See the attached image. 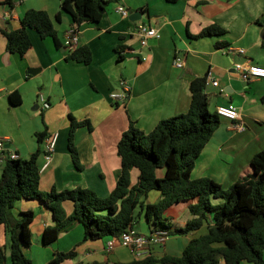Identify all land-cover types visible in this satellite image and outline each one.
<instances>
[{"label": "crops", "instance_id": "1", "mask_svg": "<svg viewBox=\"0 0 264 264\" xmlns=\"http://www.w3.org/2000/svg\"><path fill=\"white\" fill-rule=\"evenodd\" d=\"M117 3L130 12H142L136 15L140 18L121 17L115 10ZM28 9L48 13L61 45L56 46L51 37L41 38L31 30V47L20 56L6 50L3 28H0V139H3L4 148L0 152V174L4 158L11 153L27 158L41 150L38 157L41 166L43 141L38 142L36 133H56L52 159L40 169L39 189L45 192L52 187L63 190L80 186L105 197L114 188L119 175L117 142L129 122L150 132L159 120L186 112L190 103V81L205 76L209 70L218 85H206L208 109L214 112L217 105L233 103L239 118L235 122L221 118L195 159L191 177H209L222 188H228L239 179L253 156L264 149V78L246 82L234 70L238 62L264 66L261 45L264 0L112 1L98 22L82 23L77 27L78 45H86L92 52L88 65L66 58L65 34L72 21L67 12L60 10V0H17L12 6L0 0V16L7 14L3 27H19V20ZM138 22L157 28L159 37L149 38L142 46L138 36L129 33ZM211 24H218L226 33L191 37ZM226 45L242 47L245 53L226 54L222 51ZM117 48L122 49L121 57ZM178 55L183 58L182 67L173 65ZM29 68H34V72H28ZM121 79L129 87L127 94L124 98H112V94L123 92ZM39 91L49 103L45 109L37 99ZM13 93L20 95L19 103H11ZM71 117L76 121L88 120L91 126V129L80 126L73 133L78 167L72 162L67 146ZM236 123L243 128L238 129ZM137 175L138 170L132 168L131 184L137 181ZM159 197L157 191H151L147 201L153 203ZM62 205L67 214L71 213L70 201ZM29 209L35 214L30 226L31 241L35 236L42 247L54 245L79 229L80 224L74 222L52 243L44 245L41 234L46 226L54 224L52 215L34 199L18 200L11 212L15 217L20 211ZM164 216L178 227L191 218L183 203L167 209ZM81 230V240L75 239L52 249L42 264L56 251L70 249H75L77 255L62 264H118L138 258L129 248L119 244L107 251L106 242L110 237L84 241L82 226ZM133 231L150 232L144 215L134 222ZM206 231L204 223L195 231L168 235L165 243L153 246L150 253L156 257L178 256L191 238ZM262 257L264 260V248Z\"/></svg>", "mask_w": 264, "mask_h": 264}, {"label": "trees", "instance_id": "2", "mask_svg": "<svg viewBox=\"0 0 264 264\" xmlns=\"http://www.w3.org/2000/svg\"><path fill=\"white\" fill-rule=\"evenodd\" d=\"M112 1L117 0H60V10L67 12L72 25L78 27L82 23L98 22ZM3 3L14 4L12 0H3ZM56 17L59 19V13ZM1 28L6 50L20 56L31 47V30L41 38L51 37L56 46L61 45L52 20L44 10L28 9L19 20V27ZM225 33L223 27L211 24L191 37L223 36ZM261 45L264 48V40ZM121 50L116 49L120 57ZM66 58L88 65L92 52L86 45H77L67 52ZM189 91L187 111L159 120L150 132L129 122L117 142L119 175L114 188L105 197L80 186L63 190L52 187L42 192L38 163L41 150L27 158H4L0 174V264H32L24 249L31 243L34 211H20L15 217L11 212L21 199L39 201L52 215L54 224L46 226L41 234L44 245L52 243L74 222L82 226L84 241L97 240L133 231L134 222L144 215L150 232L164 230L169 235H180L195 231L204 223L207 231L191 238L178 256L156 257L149 252L118 264H239L244 261L264 264V149L253 156L239 179L228 188H222L209 177L192 178L195 159L222 117L208 109L205 76L193 78ZM10 97L11 103L20 102L18 93ZM70 119L67 146L72 162L78 167L73 133L80 126L89 129L91 126L88 120ZM44 136L45 133H36L40 143ZM132 168L138 170L134 184L130 181ZM151 191L160 194L153 203L147 201ZM65 201L72 203L69 214L62 205ZM179 203L185 204L191 214L182 227L173 225L164 216L167 209ZM76 255L75 249L56 251L45 264H62Z\"/></svg>", "mask_w": 264, "mask_h": 264}, {"label": "built area", "instance_id": "3", "mask_svg": "<svg viewBox=\"0 0 264 264\" xmlns=\"http://www.w3.org/2000/svg\"><path fill=\"white\" fill-rule=\"evenodd\" d=\"M14 3L17 0H12ZM116 12L120 14L121 17H128L130 14V11L121 3H117L116 6ZM7 19V14L4 16H0V28L3 27L4 21ZM78 33L79 30L76 25H72L65 34V41L64 45L68 52L73 51L76 46L78 45ZM129 33L132 35H136L139 38V42L142 46H145L147 43V40L149 38H158L159 32L158 29L150 26L149 24L145 22H138L135 24L130 30ZM222 51L226 54L232 55V54H244L245 49L239 46H233V45H226L222 48ZM173 65L176 67H182L183 66V58L181 56H176L173 60ZM234 70L237 72L239 77L249 82L250 80L256 79V78H264V66L252 64L248 62H238L234 64ZM206 85L212 84L214 86L218 85V81L214 79L212 76L211 71L209 70L206 75ZM120 85L123 88V92L118 94H112V98H124L127 94V91L129 89L128 85H126L125 80H120ZM37 99L41 103V107L43 109L47 108L49 106L48 101L44 98L41 92H38ZM215 112L221 116L222 118H226L230 121L235 122L239 118V113L237 107L233 103H226V104H220L217 105L215 108ZM235 126L238 129H242L243 126L240 123H236ZM57 134L56 133H50L46 134L43 138V158L44 162L41 164L40 169H44L48 163L51 161L54 149H55V142H56ZM4 150L3 148V139H0V152ZM10 158H17V155L15 153H11L9 155ZM168 233L164 230H156L152 231L148 234H142V233H135L130 230L123 231L118 236H110V238L106 242V250L110 251L114 248L116 244H119L121 246L127 247L131 250V252L136 257H143L149 254L150 249L155 245H161L164 244Z\"/></svg>", "mask_w": 264, "mask_h": 264}, {"label": "rangeland", "instance_id": "4", "mask_svg": "<svg viewBox=\"0 0 264 264\" xmlns=\"http://www.w3.org/2000/svg\"><path fill=\"white\" fill-rule=\"evenodd\" d=\"M39 92H41V91H39ZM75 239H79V240L82 239L81 225H79V229L77 232L73 231L68 238H64V239L58 241V243H56L54 245L42 247L39 244L38 239L34 236L32 241H31L30 247L25 250L26 251L25 254L31 259L32 264H42L44 262V258H46L47 254L51 253L52 249H54L56 247H62V245L64 243H69L70 241H75ZM8 264H10V263L8 262Z\"/></svg>", "mask_w": 264, "mask_h": 264}, {"label": "water", "instance_id": "5", "mask_svg": "<svg viewBox=\"0 0 264 264\" xmlns=\"http://www.w3.org/2000/svg\"><path fill=\"white\" fill-rule=\"evenodd\" d=\"M141 14H142V12H140V11L130 12L129 18L133 19V20L134 19H138V18H140V16H136V15H141ZM28 72L33 73L34 72V68H29Z\"/></svg>", "mask_w": 264, "mask_h": 264}]
</instances>
